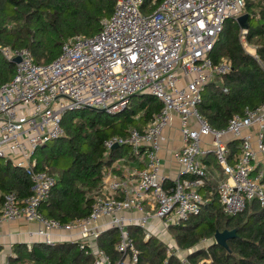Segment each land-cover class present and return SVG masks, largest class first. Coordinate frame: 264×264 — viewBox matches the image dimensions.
I'll list each match as a JSON object with an SVG mask.
<instances>
[{
  "label": "built area",
  "instance_id": "built-area-1",
  "mask_svg": "<svg viewBox=\"0 0 264 264\" xmlns=\"http://www.w3.org/2000/svg\"><path fill=\"white\" fill-rule=\"evenodd\" d=\"M155 3L115 0L97 34L68 38L48 64L35 63L28 49L0 47L7 60L20 59L11 80L0 86V159L20 168L32 185L24 199L15 193L3 196L0 225L18 219L36 223L34 235L41 242L52 245L63 236L91 264H142L128 226H138L148 240L154 232L159 235L198 215L206 203L200 188L208 180L204 159L209 154L226 175L216 189L226 215L241 213L251 201L264 207V104L233 115L220 130L198 111L204 87L222 83L230 70L227 59L215 63L211 53L226 21L243 14L245 0H163L152 9ZM142 94L161 103L159 112L142 129L105 139L103 147L107 154L114 145L131 147V155L144 165L123 167L118 176L112 168L119 163L115 159L104 170L87 217L68 223L46 218L40 209L55 179L35 168L36 148L62 134L66 112L88 108L118 113L131 97ZM175 116L182 144L172 157L186 177L166 183L159 151ZM251 129L255 134L245 132ZM227 138L239 141L240 147L231 163ZM257 164H262L259 169ZM111 228L118 232L114 251L120 257L115 261L98 244L100 233ZM182 264L192 263L185 259Z\"/></svg>",
  "mask_w": 264,
  "mask_h": 264
},
{
  "label": "trees",
  "instance_id": "trees-1",
  "mask_svg": "<svg viewBox=\"0 0 264 264\" xmlns=\"http://www.w3.org/2000/svg\"><path fill=\"white\" fill-rule=\"evenodd\" d=\"M162 1L156 0L152 9ZM114 6L115 0H0V47L28 49L35 63L48 64L59 56L61 45L68 38L97 34L102 20L112 14ZM243 13L248 15L244 40L254 54L243 47L237 23L227 20L211 58L215 63L227 59L230 70L223 75L221 85L213 82L204 87L198 105L200 115L216 130L223 129L229 118L242 114L245 108L264 104V0H245ZM14 69L15 64L0 52V86L11 80ZM223 87L227 88L226 93L222 92ZM160 108L157 99L142 94L131 97L128 106L118 113L84 108L63 114L62 134L38 146L33 154L35 168L55 179V186L40 212L60 223L87 217L104 170L123 153L119 147L107 154L104 140L114 135L125 136L130 129H142ZM227 148L231 163L240 150L239 142L230 141ZM209 157L213 158L217 174L214 179L208 173L203 186L211 193L210 200L198 215L169 227V234L180 248L189 250L185 259L192 264L203 259L208 260L203 264H264V207L251 201L241 213L226 215L216 194L218 184L225 181L226 175L210 154L205 162ZM261 181L264 185V175ZM31 186L20 168L9 161L0 162V207L5 194L15 193L24 199L31 194ZM232 229H236V234L227 240L228 250L211 242L216 231ZM128 232L139 251L140 263L182 264L174 255L166 254V246L156 237L144 240L138 226L129 225ZM203 240H210L206 249L198 247ZM117 241L118 232L113 228L98 237L99 246L113 261L120 257L114 251ZM12 253V264H91L90 257L72 242L52 245L34 242L30 248L24 243H15Z\"/></svg>",
  "mask_w": 264,
  "mask_h": 264
},
{
  "label": "crops",
  "instance_id": "crops-1",
  "mask_svg": "<svg viewBox=\"0 0 264 264\" xmlns=\"http://www.w3.org/2000/svg\"><path fill=\"white\" fill-rule=\"evenodd\" d=\"M229 20L235 21L233 19H229ZM240 31L242 30L240 29ZM241 42H242L243 47L246 50H247V47H249V49L247 50L249 53L254 54L253 48L250 45H248L245 42V40L244 41L241 40ZM217 81L218 80L214 82V85ZM221 84L222 83L218 81V84L216 85H221ZM245 132L255 134L256 130L251 129V130H246ZM164 134L166 137L165 143L162 149L159 151V158H160V163H161L160 172L162 176L166 179V183H170L172 179L178 176L186 177L182 175L180 167L178 166V164L175 162L174 158L172 157V152L175 151L176 149H179L182 144L181 135H180L179 126H178V118L176 116H175L174 123L172 124L171 127L165 129ZM227 137L229 138V136ZM228 138H227L228 142L233 141ZM129 148L131 147L124 146L121 148L123 149V153L120 157L117 158L118 160L116 159L117 161H119V163L113 164V167H112L114 168L113 173L115 175L120 176L123 171V167L134 166L136 164H137L136 165L137 167H142L144 165V161H137L136 158H134L131 155L132 151L130 153L128 152ZM124 156L127 157L128 160L121 162L120 158ZM206 162H208L206 163V165H207V169H208L207 171L209 173V177L215 179L214 175H216L217 177V174H215L214 172L215 168L213 166V158L212 157L207 158ZM261 165L262 164H257L255 168L259 169ZM201 188H200L201 195L206 200V203H207L210 200L209 196L211 193L210 192L207 193L205 190V187H203L202 189ZM37 226L38 225L36 223L26 222L24 219L9 221V222H6L0 225V264H12L10 262V257H13V253H12L13 244L24 243L28 247L34 242H41V238L34 235V232L37 230ZM150 230L152 233L154 232L152 227ZM154 233L152 237H157L158 234L155 235ZM55 239L58 243L68 242L67 239L63 236H57ZM211 242L214 243L213 238L211 239ZM202 243L206 244V246L200 247ZM209 244H210V240H203L198 245V247L202 249H206L209 246ZM201 261L207 262L208 260L203 259Z\"/></svg>",
  "mask_w": 264,
  "mask_h": 264
},
{
  "label": "water",
  "instance_id": "water-1",
  "mask_svg": "<svg viewBox=\"0 0 264 264\" xmlns=\"http://www.w3.org/2000/svg\"><path fill=\"white\" fill-rule=\"evenodd\" d=\"M235 22L237 23V25L241 30L246 31L248 29V15L246 13H243L242 15L237 17L235 19ZM19 61H20L19 58H13L11 60V62L14 64L18 63ZM91 110H95V109H91ZM99 111H103V110H99ZM112 148L113 149L117 148V145H114ZM235 234H236V229L216 231L213 236L214 243L222 247L223 249L228 250L227 240L234 237Z\"/></svg>",
  "mask_w": 264,
  "mask_h": 264
},
{
  "label": "rangeland",
  "instance_id": "rangeland-1",
  "mask_svg": "<svg viewBox=\"0 0 264 264\" xmlns=\"http://www.w3.org/2000/svg\"><path fill=\"white\" fill-rule=\"evenodd\" d=\"M230 21V20H229ZM249 49V47H247V50ZM218 84V81L215 83ZM133 152V148H129L128 152ZM3 162L4 160H0V162ZM218 179L221 180V176H219L218 174ZM159 241H161L165 246H166V254L167 255H174L175 257H177L178 259H180L181 261H185V257L188 254V252L182 248H180L172 239L171 235L169 234V232H162L159 233V235L156 237ZM171 243V247H168V244ZM206 244H201L200 247H205ZM174 247V248H172Z\"/></svg>",
  "mask_w": 264,
  "mask_h": 264
}]
</instances>
